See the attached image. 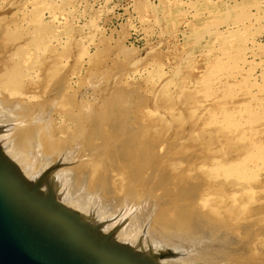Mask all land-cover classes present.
Masks as SVG:
<instances>
[{
  "label": "rangeland",
  "instance_id": "1",
  "mask_svg": "<svg viewBox=\"0 0 264 264\" xmlns=\"http://www.w3.org/2000/svg\"><path fill=\"white\" fill-rule=\"evenodd\" d=\"M11 73H18L16 81L8 79ZM5 100L20 106L8 113L19 124H0V135L11 134V143L24 128L47 126L55 149L66 148L94 114L93 131L102 122L122 121L127 140L140 139L141 154L153 157L154 179L146 167L138 186L141 193L152 184L164 188L156 190L160 202L152 217L143 196L137 207L131 204L120 177L95 190L98 196L92 193L82 216L66 209L102 237L115 243V231H129L143 214L136 242L142 252L127 247L136 253L153 252L174 264H264V0H0V102ZM75 120L83 121L79 130ZM98 138L78 143L96 151V158L58 155L31 183L1 144L0 151L27 183H40L47 198L58 166L88 163L102 170ZM45 140L36 156L49 150ZM109 148L101 152L112 153ZM61 193L53 187L59 205ZM169 194L173 204L165 200ZM187 206L215 222L200 230L208 247L198 258L151 248L145 239L154 219Z\"/></svg>",
  "mask_w": 264,
  "mask_h": 264
},
{
  "label": "bare ground",
  "instance_id": "2",
  "mask_svg": "<svg viewBox=\"0 0 264 264\" xmlns=\"http://www.w3.org/2000/svg\"><path fill=\"white\" fill-rule=\"evenodd\" d=\"M9 71H11V70H9ZM9 71H8V74H9ZM17 74L11 73L10 75H12V78L9 77L8 79L14 80L16 78L15 76H17ZM13 75H14V77H13ZM14 81H16V79ZM12 83H14V82H12ZM10 98H9V100H10ZM11 100H13V99H11ZM119 100H118V102H119ZM15 102H11V101H8V100L0 102V124H2L7 129L13 128V127H15L16 124L20 123L19 121L17 122L16 120L10 118V116L8 115V113L10 112V110L13 107L15 108V107L18 106ZM25 106H26V104H25ZM18 107H20V106H18ZM21 108L23 109V106ZM106 109H108V108H106ZM120 111H122V110H120ZM89 112L94 113L91 110ZM89 114H91V113H89ZM89 114H86V116L89 115ZM92 116L94 117V114L91 115V116H88V118H86L87 120H84L82 118L84 121H86V125H84V126L82 125V128L86 127L85 131L80 128L81 127L80 125L82 124L81 122H83V121H81V120H80V122L78 120L74 121L75 123H77V129L79 130V128H80V133L82 134V131H84V132H83L82 136H81V134L79 135V132H77V135H76L77 137H75V139L73 138V142L70 144V146H68L66 148H61V146L58 145V147H57L58 149H55L56 148L55 146L57 145V143L54 142V141H56L55 140L56 138L54 139V135L49 132V130L47 129L48 128L47 126L45 128H42V129H38L37 127H33V126L31 128L28 126L29 129H26V130L24 128L25 131L23 130V132L22 131L18 132L15 137L13 136L14 137L13 143H11L12 141H10V137H12L11 134L0 135V144H1V146L5 147L4 148L5 156L9 160H11L12 162H14L17 165V168H19V171L22 174V176H24L25 179H27L28 182L31 183V181H35L38 177H40L47 167L52 165L53 161H55V159H57L58 155L61 156V157L58 156L60 159L67 158L68 160H74L75 158H80L82 160H87V161L92 160L93 157L96 156L95 153H97V152L94 151L95 153H93L89 149L88 150H84V151L81 150L80 145L78 146L79 140H81V141L83 140L82 142H84L85 140H88V142H91L92 138L94 140H96L97 137H100V138L97 139V141L99 143V139H100V141L102 140L101 141L102 142V146L100 144H97V145L101 146V150H99L100 152H98L97 158H99V160H100L98 163H100L99 166H101L102 170H99V171H97L98 169L96 170L97 171V177H98L96 181H92V177L94 175V172H96V171H93L92 170V166L93 165L88 164V163L87 164H78L76 166L72 165V166H69V167H64V165H60V167L58 166L52 172V174H51V176H52L51 180L53 181V185L52 186L55 189L59 188V190L62 191L61 195L58 196V200H59V202L61 204L60 206H63L65 209H70L71 211H75L76 213L80 214V216H82V213H86V211H85L86 204L85 203L88 202V201L90 203L93 202L92 200L94 199V197H93L92 193L94 194V191L98 190V189H108L110 178L113 179L114 177L115 178L117 177L119 179V177H120V179L122 178V180H123V178H124L125 181H126L125 188H126V192L130 194L129 198H130L131 204H134L135 207H137L136 205L140 201L139 196H140V198H141V196H143V199L147 200V202H148L147 204L149 206V207L147 206L148 207V209H147L148 211L146 213L149 212V214H147V216L150 215V217H152V215H154L153 213L155 212V209L158 208L157 207L158 204H159L158 202H160V201L157 202V200H156L157 198H159V196L158 197L156 196L157 195L156 194V190L157 189L154 187V184H152V187H146L145 186L146 188H148L147 191L145 190L146 188L145 189L143 188L145 193H143V192L141 193V192H139L140 189L138 188V186H141L143 183H145L143 181L141 182V180H142L141 177L144 174L146 167H148V169H146V170L149 172V176H150V177L149 176H147V177H149L150 180H152L151 179V175L154 174V167H153L154 165L152 163V161H153L152 158L153 157L152 158L148 157L150 155L147 156L146 153L145 154H141L142 153V151H141L142 149H140V148H141L142 145L140 143V139H138L135 136H133V139L127 140L128 138H126L125 134L128 132L129 128L127 126H125L122 121H119V122L117 121L116 125L115 124L112 125L113 123L104 125V122H102V127H100V128L97 127L98 129L96 128L95 129L96 131H93V127H92V124H93L92 119H93V117ZM107 118H109V116ZM118 119L121 120V117L118 118ZM110 120L112 121V119H110ZM109 123H110V121H109ZM74 129H76V128H74ZM77 129H76V131H77ZM64 131H65V129H64ZM93 132L96 133V135H97L96 138L92 137V136H96ZM132 132H134V131H132ZM43 139L47 140V141L46 140L45 141L47 143V146L49 147L48 148L49 150L45 151L43 149L44 152L42 151L43 153L41 155L39 153V156H36L37 149L40 151V149L42 147L44 148V146H42ZM46 143H45V145H46ZM85 145H86V143H85ZM87 145H89V143ZM89 146H93V143H92V145H89ZM107 147L108 148L110 147L111 149H113V152L109 153V154H107L105 156L103 154V152H101V151L104 149V153H107V151H105V149L107 150ZM92 148H94V146L91 147L90 149H92ZM50 149H55V151L50 150ZM60 150H62V151H60ZM62 152H64V153H62ZM242 159H244V158H242ZM255 161H257V160H255ZM245 164L246 163H244V165ZM252 164H253V160H252ZM256 164H257V162H256ZM244 165L242 166V168L244 167ZM248 165H249V163H248ZM250 168H251V166H250ZM257 168L258 167H256L255 169H257ZM260 168H259L258 171H261ZM261 169H263V168H261ZM248 170H252V169L248 168ZM148 172H147V174H148ZM156 177H157V175H156ZM117 178H116V180H117ZM153 179H154V175H153ZM163 179L164 178L162 177V180ZM165 181H166V179H165ZM155 183H156V181H155ZM163 186H164V184H163ZM158 189L160 190V188H158ZM161 189H162L161 191L164 190V188H161ZM165 190H166V187H165ZM161 191H158V192H161ZM182 192H184V189H183V191H181V193ZM250 192L248 191L247 193H250V195H251L252 191H250ZM82 193H84V195ZM171 194L168 195V199L165 198V200L167 201L168 204H170V202L173 204V202L171 200L175 199V198H173V196ZM56 195H58V194H56ZM173 195H175V194H173ZM95 196H98V195L96 194ZM163 196H165V195H163ZM166 196H167V194H166ZM247 197H248V195H247ZM174 201H176V200H174ZM188 203H189V201H188ZM190 203H191V201H190ZM88 206L90 207V205H88ZM144 206H145V204H144ZM188 206L190 207V205H188ZM188 206L184 207V209L181 208V209H179L176 212L174 211L175 213H173V214H171V213L168 214V213L164 212L163 214H161L160 217L157 216L156 219H154V222H153L152 226L149 227L150 229H148L149 231H148V233L146 235V239H145V240L148 241V244L149 243L151 244V245H149V246H151V248L152 247L157 248L160 251V253H162L164 255H165L166 252L167 253L175 252V253H178V254H181L182 252H185V253L188 252V254L192 253L191 255L195 256V258H198L199 254H201V252H202V249L208 247L204 243L205 242L204 239L206 237H208V236L203 235L200 230H202L201 227H203L202 226L203 224H208L209 223V224H213L214 225L215 222L213 220L209 219L208 217H205V216H203V215H201V214H199L197 212H193V209L189 208ZM108 207H109V204H108ZM131 209H133V208H131ZM133 210L135 211V209H133ZM162 210H163V208H162ZM100 211H101V209H100ZM104 214H105V212L103 213L102 217H105ZM88 215H89V213H88ZM90 215H92V214L90 213ZM124 215H126V214H124ZM130 215H129V217H130ZM122 217L124 218V216H122ZM150 217L149 218L147 217V219H150ZM91 218H92V216L90 217V219ZM133 218H135V217H133ZM145 218H144L143 214L141 215L140 219L135 218L133 220V222L131 223V226L129 224V226H130L129 228L130 229L127 232H124L125 227L124 228L122 227L123 231H120V228L118 230H116L115 231L116 235L112 234L113 236H115V238H114L115 239V244L123 246V247L130 246L132 249H135V251H141L142 250L141 246H139V243L137 244L136 242L138 240L137 238H139L138 237L139 233H140V236H141V233L143 234V232H139L137 229H140V227L138 225H140V223L142 224ZM85 220H87V219H85ZM116 220H118V219H116ZM81 221H83V220H81ZM93 222H91V224L93 226H95L94 224H96V223H93ZM118 222H121V221H118ZM145 222H146V220H145ZM88 223H90V221ZM149 226H150V224H149ZM106 230H103V231H105V233H106ZM110 230L111 229L109 228V231ZM206 232H208V231H206ZM112 235H110V236H112ZM187 241L192 242V243L195 242V247H193V246L187 247V246L180 245L183 242H187ZM185 245H187V244H185ZM146 253H148V252L146 251ZM185 253H183V255ZM154 258H155V260H157V259L160 260L156 256H154ZM171 258H173V257H171ZM161 261L164 264H174V263H172V261H174V260L169 261V260H165L164 259V260H161ZM177 262L179 263V261H177ZM181 262L183 264H185L182 260H181ZM182 263H180V264H182Z\"/></svg>",
  "mask_w": 264,
  "mask_h": 264
},
{
  "label": "water",
  "instance_id": "3",
  "mask_svg": "<svg viewBox=\"0 0 264 264\" xmlns=\"http://www.w3.org/2000/svg\"><path fill=\"white\" fill-rule=\"evenodd\" d=\"M27 183L0 151V264H164L102 237Z\"/></svg>",
  "mask_w": 264,
  "mask_h": 264
}]
</instances>
